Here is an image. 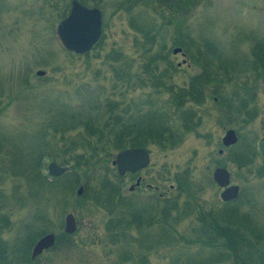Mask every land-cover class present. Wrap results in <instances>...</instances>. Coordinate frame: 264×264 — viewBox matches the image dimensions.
Listing matches in <instances>:
<instances>
[{
    "label": "rangeland",
    "instance_id": "374dc122",
    "mask_svg": "<svg viewBox=\"0 0 264 264\" xmlns=\"http://www.w3.org/2000/svg\"><path fill=\"white\" fill-rule=\"evenodd\" d=\"M79 1L104 15L100 40L81 55L55 36L72 0H0L6 259L26 264L35 238L55 233L32 264H264V157L253 155L264 138V57L260 68L242 53L255 56L264 43V0ZM203 64L204 79L223 80L199 98L192 83ZM228 65L236 76L225 83ZM224 89L231 104H222ZM100 120L109 141L94 128ZM232 128L240 140L226 146ZM125 144L150 154L140 187L137 174L114 164ZM52 162L69 167L57 186L40 173L49 175ZM218 167L241 187L231 203L221 198ZM159 194L169 216L156 209ZM67 212L77 222L68 240Z\"/></svg>",
    "mask_w": 264,
    "mask_h": 264
},
{
    "label": "water",
    "instance_id": "95a60500",
    "mask_svg": "<svg viewBox=\"0 0 264 264\" xmlns=\"http://www.w3.org/2000/svg\"><path fill=\"white\" fill-rule=\"evenodd\" d=\"M63 45L76 53H85L93 48L102 35V12L99 8H89L82 4L79 0H73L72 8L69 15L62 19L56 29ZM181 48H175L178 52ZM44 70H39L38 74L43 75ZM239 137L234 129H230L225 135L223 141L225 145H231L238 141ZM259 150L264 157V138L259 142ZM150 163V154L144 147L127 148L116 155L114 164L118 168L119 174L126 172H137L145 168ZM68 166H62L56 162H52L48 166V172L53 177H58L68 170ZM214 178L220 186L226 187L221 193L223 200H230L238 197L240 186L237 184L229 185L231 181L230 171L225 167H218L214 171ZM141 177L138 178L139 184ZM132 185L131 189L135 188ZM78 193L83 188H78ZM77 229V222L72 213H68L65 217V231L74 233ZM56 241L55 233H48L41 237L33 247L32 257H36L43 250L53 246Z\"/></svg>",
    "mask_w": 264,
    "mask_h": 264
},
{
    "label": "trees",
    "instance_id": "16d2710c",
    "mask_svg": "<svg viewBox=\"0 0 264 264\" xmlns=\"http://www.w3.org/2000/svg\"><path fill=\"white\" fill-rule=\"evenodd\" d=\"M48 3V2H47ZM65 50H67V49H65ZM105 104H107V102H104V104H101L100 102H99V105L100 106H104ZM107 106V105H106ZM176 108H178V106H176V105H174ZM178 110V109H177ZM116 122V124H118V120H116L115 121ZM94 124V123H93ZM96 126V125H95ZM94 128H96V130H97V132H99V138H101V140H107V141H109V140H111L112 138L109 136V130H108V128H107V123H105L104 121H102V120H100V121H97V127H94ZM254 154V156H256V154H259V151L257 150V148H256V145H255V148H254V152H253ZM40 173H41V176H42V180L46 183V184H51L52 186H57L58 184H61L62 183V178L63 177H65L66 176V174L65 175H63V176H60V177H50L49 175H47V174H44V173H42V170L40 171ZM119 176V175H118ZM72 186H71V191L73 192V194H76V195H78V193L76 192V189H77V184L76 183H74V184H71ZM118 195H121V194H116V197L118 196ZM167 200H170V198L169 199H167ZM166 200V201H167ZM164 201H165V199H162V198H159V197H154V202H155V206H156V209L157 210H159L160 212H161V214H167V216H169L170 215V212L169 213H162V212H164L165 210H164V207H165V203H164ZM170 211H171V209H170ZM221 214V213H220ZM220 214H218V213H216V215H215V218H212V220H215L216 222H218V218H219V215ZM150 217V219H149V222H150V224H157L158 223V221H159V217H160V214L159 213H155V214H153V215H150L149 216ZM135 220H136V215H135ZM138 220V219H137ZM122 222V218L121 217H119L118 218V223H121ZM212 223H210V224H208L209 226L211 225ZM168 232V231H167ZM172 234H173V236L175 237V238H178V236L179 235H177L176 234V230H175V228L174 227H172V226H170V228H169V232H168V235H170V237L172 236ZM38 237V236H37ZM35 238V240L33 241V244L36 242V240L39 238ZM63 237L65 238V239H70L71 237H72V233H68V232H66V231H64V234H63ZM206 243H208V244H211V242H209L208 240L207 241H205ZM33 246V245H32ZM32 246H30V248H29V251H28V253H29V256H28V258H27V262H26V264H32V262H33V259H32V257H31V255H30V251H31V247ZM6 248V246H4V244L2 243V241L0 240V264H11V262H9L7 259H6V254H4V249ZM5 256V257H4Z\"/></svg>",
    "mask_w": 264,
    "mask_h": 264
},
{
    "label": "flooded vegetation",
    "instance_id": "af4514ba",
    "mask_svg": "<svg viewBox=\"0 0 264 264\" xmlns=\"http://www.w3.org/2000/svg\"><path fill=\"white\" fill-rule=\"evenodd\" d=\"M72 2H73V0H72ZM72 2H71V8H72ZM81 2V1H80ZM84 4V3H83ZM86 5V4H85ZM86 6H88V5H86ZM89 7V6H88ZM94 7H96V8H99L100 10H101V12H102V25L104 24L103 23V17H104V15H103V11H102V9L100 8V7H97V6H94ZM71 8H70V10H69V12H68V14L70 13V11H71ZM67 14V15H68ZM262 44V45H261ZM256 46H258V49L256 48ZM255 49H254V54H255V56H253V51L251 52V51H249V50H244V51H242V53H244V55H246V56H248V58L247 59H253V57H254V60L256 61V64H257V66L258 67H260L261 68V66H263L262 64V62H261V60H259V61H257V59L259 58V59H261V57H264V43H258V44H256L255 46ZM211 62H212V60H211ZM227 67H230L231 68V66H225L224 67V70H223V72H224V74L226 75V77L227 78H225L224 80H226V82L225 83H229V82H233L234 81V79H235V74L234 73H232L230 70H229V68H227ZM258 67H256V68H258ZM205 68V69H204ZM202 69L203 70H201L195 77H193V80H196V82L197 83H195L194 84V82L192 83V86H199L198 87V89H199V95H198V97L200 98V96H202V95H204V92H205V89H203V87L204 86H206V85H209V84H215V83H217L218 84V82L220 81V80H223V79H220V80H214V79H204L205 78V74H206V70H207V68L205 67V65L203 64V67H202ZM232 69V68H231ZM233 70V69H232ZM233 72H234V70H233ZM225 91H226V96L225 97H223V101H222V104L223 103H225L224 105H228V103L229 104H231V100H232V95H231V92H230V90H228V89H224ZM215 100H218V97L217 96H215ZM179 110V109H178ZM180 112V114H181V118H183L184 119V114L181 112V111H179ZM195 120H197V117H195ZM184 121V120H183ZM190 121L191 122H193V120L192 119H190ZM186 122H187V116L185 117V124H186ZM194 123V122H193ZM233 129V128H232ZM230 129H228V130H226V132H225V135L227 134V132L229 131ZM235 130V129H234ZM236 131V130H235ZM237 132V131H236ZM183 133H185V130H184V132ZM225 135H224V137H225ZM237 135H238V133H237ZM224 137H223V139H224ZM238 137H240L239 135H238ZM224 143V142H223ZM225 145V144H224ZM232 145V144H231ZM227 146V145H226ZM127 148H135V147H128V145L127 144H125L124 146H123V149L121 150V151H123V150H125V149H127ZM121 151H119V152H121ZM144 169V168H143ZM143 169H141V170H143ZM141 170H139V171H137V172H134L135 174H137L136 175V177H137V180H138V178H140L141 176H140V172H141ZM127 173H131V172H127ZM143 178H141V181H140V183L139 184H137L136 185V187L138 186V187H140V186H142V182H143ZM233 183L230 181V184L229 185H232ZM135 187V188H136ZM221 193L225 190V188L226 187H222L221 186ZM240 191H241V187H240ZM159 197V198H162V199H165L166 197L163 195V194H159V195H154V197ZM237 198H235V199H230V200H223V202L224 203H231V202H233V201H235ZM68 213V212H67ZM67 213H65V215L67 214ZM64 214V213H63ZM64 219H65V217H64ZM39 238H41V237H39ZM38 238V239H39ZM38 239L36 240V242L38 241ZM35 242V243H36ZM35 245V244H34ZM34 245H33V247H34ZM33 247H32V249H33ZM32 259H34L33 257H32Z\"/></svg>",
    "mask_w": 264,
    "mask_h": 264
}]
</instances>
